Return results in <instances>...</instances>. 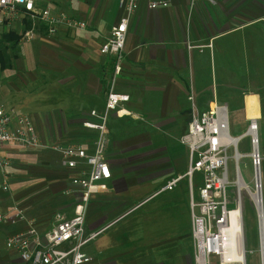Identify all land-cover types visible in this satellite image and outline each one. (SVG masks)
I'll return each mask as SVG.
<instances>
[{
    "label": "crops",
    "instance_id": "crops-1",
    "mask_svg": "<svg viewBox=\"0 0 264 264\" xmlns=\"http://www.w3.org/2000/svg\"><path fill=\"white\" fill-rule=\"evenodd\" d=\"M187 1L169 0V7L158 11L142 5L130 17L118 75L115 58L99 52L123 16L113 0L105 6L116 8L114 25L91 21L100 38H92L94 30L87 27H63L54 37L39 34L33 54L11 59L6 69L0 66L5 106L31 119L42 144L80 146L91 153L98 133L84 127L95 122L90 112L104 113L110 90L129 96L126 113L111 112L106 121L111 179L108 191L93 196L86 209L85 231L99 232L82 249L92 259L88 264H193L187 180L159 193L187 169L188 150L180 137L191 107L202 112L214 103L225 105L235 138L255 120L264 160V0H205L192 13ZM62 3L39 1L71 19H88V9L69 14ZM27 29L24 20L22 33ZM39 176L42 183L68 189L69 172L62 168ZM46 199L52 201V195ZM46 206L44 201L37 207L36 218L23 211L41 230L55 213L72 215L73 209ZM24 228L21 222L0 231L9 236ZM2 250L3 264H20L16 253Z\"/></svg>",
    "mask_w": 264,
    "mask_h": 264
},
{
    "label": "built area",
    "instance_id": "built-area-1",
    "mask_svg": "<svg viewBox=\"0 0 264 264\" xmlns=\"http://www.w3.org/2000/svg\"><path fill=\"white\" fill-rule=\"evenodd\" d=\"M39 1L0 0V15L3 18L18 20L22 25L24 20L30 23L29 28L21 34V43H30L37 34L54 37L63 27L86 29L84 21L71 19L49 5H40ZM113 1L117 3L123 16L111 28L110 35L101 45L99 52L115 58V75H118L121 71L120 64L130 17L142 5L149 11H158L168 8L170 4L169 0ZM202 1L205 0H191V5ZM128 100V95L110 90L106 97L104 113L100 115L96 111L90 112L95 122H86L84 127L98 133L91 153L80 146L42 144L31 119L14 109H8L0 101V153L7 147L41 148L57 153L60 156V166L69 172V186L65 193L76 198L70 217L55 213L49 226L43 230L17 206L0 212V230L4 226H17L21 222L25 224L23 231L7 236L5 241L7 249L19 256L20 264H88L92 260L82 249L92 242L99 232L85 231L86 209L93 196L108 191L111 172L105 157L106 121L111 112L123 116L126 113L124 104ZM189 101H192V96ZM246 137L249 138L250 151L242 154L238 145ZM232 138L236 139V143H233ZM180 143L188 150L187 169L183 175L167 181L159 193L172 191L181 180H187L194 264H237L228 255L239 249L243 239L242 232L235 223V219L240 220V226L243 222L242 201L241 195L237 193L234 200L228 197V151L232 149L233 152L235 181H240L245 186L254 206L261 238L262 232L264 236V198L258 125L252 120L244 135L231 137L225 105L214 103L202 112L193 106L187 131L180 137ZM243 158L249 159L253 168L252 188L244 181L238 167ZM9 166L10 161L0 155V169L7 173ZM194 186L198 187L194 189ZM2 189L5 193L9 191L7 182L3 184ZM252 194L256 195L255 200L250 196ZM239 208L241 216L237 218L234 211Z\"/></svg>",
    "mask_w": 264,
    "mask_h": 264
},
{
    "label": "rangeland",
    "instance_id": "rangeland-1",
    "mask_svg": "<svg viewBox=\"0 0 264 264\" xmlns=\"http://www.w3.org/2000/svg\"><path fill=\"white\" fill-rule=\"evenodd\" d=\"M107 0H62L61 7L62 9L67 12L71 13L74 12L75 14L77 11L84 10L85 8L88 9L85 13V19L87 29L94 30V33L90 35L94 39L100 38V34H96L95 31L97 27L91 21L96 19L97 24L105 25V27H111L114 25V21L116 20V8L114 5H110V7L105 6ZM207 1V0H206ZM208 2H215V0H208ZM187 9L191 11L192 9L195 10V4L191 5V0L187 1ZM191 6V7H190ZM106 7V8H105ZM105 8V9H104ZM95 9L97 12H95ZM104 11L105 14H101L100 12ZM188 13H192L189 12ZM96 13L98 15L96 16ZM75 16V15H74ZM97 17V18H96ZM91 19V20H89ZM16 23V24H14ZM23 25L18 20H7L0 15V37L8 32H15L17 35L22 33ZM77 34H83L81 31H75ZM110 35V34H109ZM40 35L37 34L35 38L30 43H19L18 46L9 51L11 59L19 56L33 54L35 52V47L38 42H40ZM17 66L18 64L15 63ZM21 67V66H20ZM2 74L0 71V82L3 80L1 79ZM0 101L5 105V99L0 94ZM7 107V106H6ZM8 108V107H7ZM9 109V108H8ZM229 121V132L232 137H234L235 133L233 131L235 122L233 118L230 116ZM7 150V151H6ZM238 150L242 154H246L249 151V138H243L239 145ZM259 151L261 155V184H262V195L264 198V160L263 154L261 152V146L259 143ZM2 157H6L10 161V166L7 170V173H4L0 169V212L6 211L8 208H12L14 206L19 207L27 215H32L34 218L35 214L38 210L37 207L43 202H47V206L54 207L57 210H72L75 197L73 195H69L65 193V188L62 187L58 189L55 186L48 185L45 182H41L44 180H39V174L47 172V174H54L59 173L61 170L60 166V156L48 149H20V148H6L2 153H0ZM228 178L230 185L228 186V197L231 200H234L236 197V186H234L235 181V162L233 160V152L232 149L228 151ZM238 167L240 169V173L244 179V181L249 185L250 188L253 187L252 183V165L249 159L243 158L239 161ZM197 177V176H196ZM43 179V178H42ZM167 181V180H166ZM7 182L9 186V191L5 193L3 191V184ZM164 184L161 183L159 186ZM64 188V190H63ZM63 190V191H62ZM49 191V192H48ZM52 195V201L49 202V199L46 198L48 195ZM255 200L256 196H252ZM241 201H242V220H243V248L246 253L245 257V264H263L261 259V245H262V238H260L259 234V227H258V220L256 218V212L254 206L247 195L246 192L241 194ZM53 202V203H51ZM46 206V207H47ZM233 207V204H232ZM29 215V216H30ZM33 219V218H31ZM7 235L0 231V252L3 254V250H5L6 238ZM262 237V236H261ZM261 244V245H260ZM4 247V248H3ZM9 250V249H7ZM10 253L13 254L12 250ZM0 254V258L1 255ZM5 255V251H4ZM15 260V259H14ZM4 261L0 259V264H3ZM12 264V263H11ZM13 264H15L13 262ZM194 264V263H193Z\"/></svg>",
    "mask_w": 264,
    "mask_h": 264
},
{
    "label": "bare ground",
    "instance_id": "bare-ground-1",
    "mask_svg": "<svg viewBox=\"0 0 264 264\" xmlns=\"http://www.w3.org/2000/svg\"><path fill=\"white\" fill-rule=\"evenodd\" d=\"M232 139H233V143H236V139L235 140H234V138H232ZM234 184L236 186L237 194L241 195L242 193L246 192L245 186H243V184L240 181H235ZM250 196L252 197V196H256V195L255 194H252ZM234 213H235V215H237V218L238 217L240 218V216H241V210H240V208L239 209H235ZM235 223H236V226L239 227V229L241 230L242 236H243V231H242V226L243 225L240 226V220L238 221V219H237V221H236V219H235ZM242 224H243V222H242ZM261 226H262V229H263V221H261ZM261 236H262L261 237L262 238V245H261V247H262L263 264H264V236H263V232L261 233ZM242 243H243V239H242V242L240 244L239 249L237 251L236 250H233L228 255V257L232 261H234L235 263H237V264H245L246 253H245V250L243 248V244Z\"/></svg>",
    "mask_w": 264,
    "mask_h": 264
},
{
    "label": "trees",
    "instance_id": "trees-1",
    "mask_svg": "<svg viewBox=\"0 0 264 264\" xmlns=\"http://www.w3.org/2000/svg\"><path fill=\"white\" fill-rule=\"evenodd\" d=\"M30 23L27 22L29 28ZM21 41V36L15 32H8L0 37V66L2 69L11 67V57L9 51L15 49Z\"/></svg>",
    "mask_w": 264,
    "mask_h": 264
},
{
    "label": "water",
    "instance_id": "water-1",
    "mask_svg": "<svg viewBox=\"0 0 264 264\" xmlns=\"http://www.w3.org/2000/svg\"><path fill=\"white\" fill-rule=\"evenodd\" d=\"M261 253H262V247H261ZM261 259H262V262H263V253L261 254Z\"/></svg>",
    "mask_w": 264,
    "mask_h": 264
}]
</instances>
